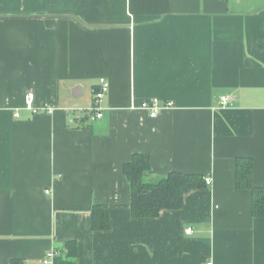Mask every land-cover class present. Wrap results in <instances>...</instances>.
<instances>
[{"label":"crops","instance_id":"crops-1","mask_svg":"<svg viewBox=\"0 0 264 264\" xmlns=\"http://www.w3.org/2000/svg\"><path fill=\"white\" fill-rule=\"evenodd\" d=\"M154 100L173 106L151 118ZM138 153L150 181L212 184L134 218L123 168ZM243 158L264 189V0H0V264L69 242L76 264H264V218L236 186ZM93 205L108 231L93 230Z\"/></svg>","mask_w":264,"mask_h":264},{"label":"trees","instance_id":"trees-1","mask_svg":"<svg viewBox=\"0 0 264 264\" xmlns=\"http://www.w3.org/2000/svg\"><path fill=\"white\" fill-rule=\"evenodd\" d=\"M123 172L131 187V213L137 219L157 218L165 210H180L188 193L206 185L204 177L181 172H171L158 180L150 181L147 175L151 172V162L147 154H135L125 164ZM236 186L252 192V214L256 218H264V189L254 185L252 159L243 158L237 161ZM90 212L94 231L110 229L108 207L93 205ZM65 251L56 258L55 264H76L77 244L67 243ZM12 264L20 262L13 260Z\"/></svg>","mask_w":264,"mask_h":264},{"label":"built area","instance_id":"built-area-1","mask_svg":"<svg viewBox=\"0 0 264 264\" xmlns=\"http://www.w3.org/2000/svg\"><path fill=\"white\" fill-rule=\"evenodd\" d=\"M109 91H110V82L105 78H101L99 80L98 86L94 90V100L92 106L88 110H86V113L90 115V120L93 123L100 121L103 118L102 102L105 96L109 93ZM222 101L224 104L229 103V99L226 97L222 98ZM172 106H173L172 103H167L165 106H162L158 101L154 100L151 102H144L141 106V109L145 110L151 118H156L164 109L172 108ZM24 109L33 112L34 114L39 112V110L34 106V98L31 94H28L26 96V105ZM45 110L47 111V113L50 114L54 112L53 108H47ZM70 113L74 114V112H70ZM15 117L16 118L20 117L19 112H16ZM205 183L207 185H211L212 179L210 177H206ZM188 232L189 233L192 232V229L189 228ZM58 255H59L58 252L51 251L46 256L45 259L41 261H36L34 264H55V260L58 257ZM207 264H212V263H207Z\"/></svg>","mask_w":264,"mask_h":264}]
</instances>
